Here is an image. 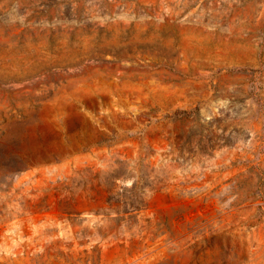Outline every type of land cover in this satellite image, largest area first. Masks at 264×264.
<instances>
[{
	"label": "rangeland",
	"instance_id": "rangeland-1",
	"mask_svg": "<svg viewBox=\"0 0 264 264\" xmlns=\"http://www.w3.org/2000/svg\"><path fill=\"white\" fill-rule=\"evenodd\" d=\"M0 264H264V0H0Z\"/></svg>",
	"mask_w": 264,
	"mask_h": 264
}]
</instances>
